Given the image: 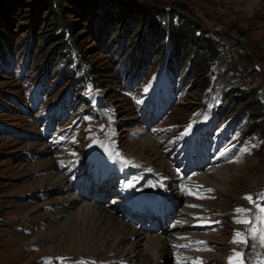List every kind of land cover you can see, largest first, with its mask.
<instances>
[{
  "label": "rangeland",
  "instance_id": "obj_1",
  "mask_svg": "<svg viewBox=\"0 0 264 264\" xmlns=\"http://www.w3.org/2000/svg\"><path fill=\"white\" fill-rule=\"evenodd\" d=\"M46 1L0 0V264L48 262L44 259L47 247L44 251L43 245L25 246V238L33 235L41 239L46 233L48 219L42 210L44 204H40L58 199L56 190L61 183L75 187L79 170L86 172L88 155L95 150L113 147L124 165L134 167L124 177L112 169L100 173L105 187L97 189L99 174L90 193L82 191L86 200L103 197L106 203L123 201L125 206L127 182L136 188L148 183L160 188L138 160L142 151L137 141L143 139H149L154 148H143V152L147 150L143 161L155 165L156 170L160 167L167 179L165 188L177 194L170 201V224L173 220L179 223L175 215L191 208L195 217L212 224L192 228L204 236L201 241L193 237L196 233L175 238L179 240L178 254L168 256L165 264H174L181 256L189 264H229L235 250L239 254L236 264H264V253L257 245L264 233V214L259 210L264 208V0H105V8L98 14L97 8L90 19L84 17L78 0H56L63 9V21L71 26L69 30L50 23ZM129 6H142L151 12L150 27L161 28L163 47L151 32V38L145 35L148 12L141 19L139 14L128 19L119 16L121 9ZM143 19V28L133 35ZM190 29L209 41L216 51L214 57L200 61L206 48L193 41ZM62 30L64 42L59 40ZM174 36L181 38L175 43ZM175 44L182 51L169 66ZM251 96L261 109L246 102ZM160 107L166 110L165 115ZM207 113V122L203 121L207 125L193 133L191 124L199 123ZM108 118L113 119L112 126ZM141 130L145 134H140ZM149 135L156 139V149ZM106 139H114L116 148ZM46 148L66 178L61 177V183L44 194L36 179L42 173L38 176L31 166L50 159L34 161L39 151L48 153ZM199 152L205 160L189 172ZM165 164L168 168L164 170ZM173 172L177 178H172ZM194 173L209 180L203 182V189H191ZM229 184L234 191L226 192ZM146 189L157 191L151 184ZM190 194L200 195L195 197L196 203ZM237 209L243 211L238 213ZM116 213L119 216L120 211ZM236 213L250 223L237 226ZM192 217L187 215L188 220L180 223L188 227ZM147 220L141 222L144 227L149 226ZM252 230L256 231L255 241ZM237 232L244 242H233ZM11 234L20 238L15 242ZM65 235L64 240H55L54 249L70 256L63 257V262L67 258L72 259L66 264L100 262L89 255L75 258L72 234ZM106 248L111 250V244ZM144 250L146 258L154 255L152 245ZM194 253L200 254V261L191 257Z\"/></svg>",
  "mask_w": 264,
  "mask_h": 264
},
{
  "label": "bare ground",
  "instance_id": "obj_2",
  "mask_svg": "<svg viewBox=\"0 0 264 264\" xmlns=\"http://www.w3.org/2000/svg\"><path fill=\"white\" fill-rule=\"evenodd\" d=\"M251 13H253V14L256 13V10H254L253 4L251 5ZM207 114H208L207 117L204 116L202 119H200L199 123L191 124V126L189 128L196 129L197 127H203V126L207 125V123L203 124L204 120H205V122H207V118L209 116V113H207ZM108 121H109L110 125L112 126L113 125L112 124L113 119L108 118ZM140 134H145L144 130H141ZM147 137H149L154 142L155 149H156V144H155L156 139L152 138L153 136L151 137L150 135ZM134 139L136 140V136H134ZM106 140H110L112 146L115 147L116 142L114 139L113 140L112 139H106ZM102 142H104V141H102ZM102 142L100 144H102ZM137 146L142 152H143L144 147H147L149 149V151L154 150L153 145L149 139H145V140L143 139V140L137 141ZM98 147H99V145H98ZM46 151L48 152L47 154L41 153L39 151L37 154L39 157L36 158L34 161L36 162L38 159H42L44 157H49L50 159H44L41 161H37L36 163H34L31 166L33 168V170L35 171V173L38 174V176H39V173L40 174L42 173V176H39L36 179L39 178L38 188L41 189L40 192H43L44 194L47 190H50V188L56 187V185L60 182V180L62 178L64 180L66 178L65 175L63 174L64 172L59 171L56 168V166H54L53 158H52V152L48 151L47 148H46ZM142 152H140L139 155H137L138 160L140 162H143V164H145V166H147L149 168V171L155 170L154 172L159 176V178L161 180L165 181L166 176H165V174H163L160 171V167H157L158 170H156L155 165H150L147 162L143 161L145 159L147 150L144 151L143 153ZM60 164H61V162H60ZM129 165H130V163H129ZM166 167H167V164L163 165L164 170ZM153 168H154V170H152ZM123 171H124V169H123ZM214 171H216V170H214ZM194 174H196V173H194ZM215 175H216V178H218V176H217L218 174H215ZM177 177H178V174L176 172L173 174L172 178H177ZM77 179H79V178H77ZM183 179L184 178L182 177V180ZM218 179H220V177ZM190 181L192 182V184H189V185L192 187L191 189H193V190H199L201 188L203 189V187H202L203 182H205V181L209 182V180H207L206 177L201 176L199 174L192 176L190 178ZM123 182H121V183H123ZM185 184L186 183H184L183 185H185ZM116 186H117V183H116ZM230 186L231 185L229 184L226 192L233 190V189H230ZM151 187H153L157 191L154 192V191H152L153 189H151V191L149 189H146L143 192H141V194L139 196H137L136 194L132 196V192L129 188L128 194L125 197L127 199L128 208H134V207L142 208L144 219H149V222L153 221V223L154 222L158 223L159 222L158 218L161 219L164 217L166 209H165L163 203L160 202V200H155L156 199L155 194H157L159 197H162L163 199H167V198L170 199L171 196L167 192L160 193L161 191L159 189L155 188L154 185H151ZM59 188L56 190L59 192L58 197H56L58 199H56L53 202H49L51 199L45 200L43 202L41 201L42 203L40 204V205L44 204L42 206L43 207L42 210L44 212L45 219L46 218L48 219V223L46 226V233L41 237V239L36 238L33 235H31L30 238H25V240H26L25 246H35L38 244L43 245L44 251L46 249L45 247H47V252L44 254V256H45L44 259H47L48 262H53L54 264L55 263L66 264L68 260L72 259V258L71 259L67 258L68 260L66 259V261L63 262L62 261L63 257H65V256L70 257V256L64 255L62 251L60 252L59 250L58 251L54 250L56 247V244H57V243H55V240L56 239L64 240L66 238L65 234H68V233L72 234L70 237L71 242H72L71 253L74 254L75 258L84 257L86 255L87 256L89 255V257H91L92 259H95V261H97V263H98V261H100L98 264H141L142 261L143 262L146 261V264H165V262L168 261L167 260L168 256L171 257L172 254H175V255L178 254V252H176L173 248V246L177 242H179V240H175V238L177 239L178 236H180V235L182 236L183 234H195L196 233L195 231H189L186 228V226H187L186 224L180 223V222L188 220L187 215H191V216H192V214L194 215V218L192 217L193 220L192 221L189 220V221H191V222H189L190 223L189 225L209 224L208 222H205L204 220H202V218L195 217L196 215L193 212L194 208H191V209L189 208L190 209L189 211L187 209H182L183 213H181L180 215L176 214L174 217V219L178 220L179 223L175 224V222H177V221L173 220L174 223L172 225L169 222L166 229H163L162 232L160 234H158V230H155L153 228L155 225L152 226V230H149V226L144 227L143 223H138L136 220L129 221L128 218L125 219L124 217H121L120 215L118 216V214L116 212H118V211L121 212L119 207H116L112 211V210L108 209V207H106L105 205H102L101 201L100 202H97V201L92 202V201H88V200L84 199L83 197L75 196L74 193H71L72 188H70L68 185L65 186L64 184L61 183ZM50 191H52V190H50ZM40 192H38V193H40ZM196 194H195V196L191 195V194L190 195L194 196V198L198 197V196L200 197V195L196 196ZM64 195H66L68 197L66 199L60 198ZM176 195L177 194H175V196ZM85 196H86V194H85ZM53 198H55V197H53ZM198 198L194 199L195 203L198 201ZM84 201H86V202H84ZM194 201H193V203H194ZM189 202H191V201H189ZM85 203H89V204H85ZM124 204L125 203H123V206H124ZM189 205H191V204H189ZM45 206H49L50 210L44 209ZM156 219H157V221H155ZM239 220H244V219L242 218V216L240 214L236 213V217H235L234 221H235V224L237 226H239V224H241V223L237 222ZM237 228H239V227H237ZM199 229H201V228H199ZM30 234H31V232H29L27 235H30ZM11 236L12 237L10 239L15 241V242L20 238V236L17 234H11ZM193 237L196 239H199L201 241L202 240L201 238H203L204 236L202 234L196 233ZM183 238H185V237H183ZM252 238L255 241V237L252 236ZM187 239H189V238H187ZM260 239H261V236L259 238V243L257 245L260 246L259 247L260 252H261V254H263L264 253V243H263L264 240L261 239V241H260ZM184 240H183V242H184ZM261 242L263 244L262 247H261ZM64 243L65 242H62L61 245H63ZM107 243L111 244V247H112L111 250L106 248ZM147 245H152L154 247V250H155L154 255L149 257V258H146V256H145L146 252L144 250L145 246H147ZM15 247H18V246H15ZM113 252L121 253L122 257H117L116 254H114ZM235 252H236V250L234 251L233 255H235V257H237V256L239 257V254L235 253ZM191 257H193L194 259L197 258L199 261L201 259L200 254H198V253L192 254ZM47 263L44 262V264H47ZM174 264H175V262H174ZM179 264H189V262H186L185 260H183V261L181 260V263H179Z\"/></svg>",
  "mask_w": 264,
  "mask_h": 264
},
{
  "label": "trees",
  "instance_id": "obj_3",
  "mask_svg": "<svg viewBox=\"0 0 264 264\" xmlns=\"http://www.w3.org/2000/svg\"><path fill=\"white\" fill-rule=\"evenodd\" d=\"M71 1V0H70ZM78 2H79V6L82 8V11H83V15H84V17L85 18H87V19H90V17H91V15H92V13H96V9L97 8H99L100 7V9L97 11V14L98 13H101V10L102 9H104L105 8V6L104 5H106V4H108L107 3V1H105V0H100V2H98L97 0H78ZM46 6H48V12H49V17H50V23L52 24V25H61V26H65V28H66V30H69V29H71L70 27V24L69 23H66L65 21H63L64 20V17H63V9L60 7V5L56 2V0H47L46 1ZM97 4H100L99 6H97ZM102 8V9H101ZM146 12H148V18L146 17L145 18V21H144V19L143 20H141V21H138V26L136 27V29H135V31H134V33H133V35L134 34H137V32H138V30L139 29H142L143 27H142V21H144L145 22V24H147V27H146V34L145 35H147V37H149V33L152 35V36H154L155 38L156 37H158L157 39L160 41L159 42V46H162L163 44V40L161 39L162 38V31H161V28H157V26H154L153 25V23H152V25L154 26L153 28H151L150 27V23H151V21L149 20L150 19V17H151V12L150 11H148V9H145L144 7H139V6H136V7H134V8H130V6L129 7H124L123 9H121V14L119 15V16H123V17H126V19H128L127 17L129 16H134V15H136V14H139L140 16L139 17H137L138 19H141V15H145V13ZM96 14V15H97ZM155 15L158 17L159 15H160V13L159 12H156L155 13ZM98 18V17H97ZM124 19V18H123ZM192 27H194V26H192ZM151 30V31H150ZM173 33H174V31L173 30H171ZM189 35H191L192 34V38H193V41H196V42H198V44H201V46L203 47V48H206V51H205V53H203V55H202V53H201V59H200V61L202 62V60L203 61H205L208 57H214V55L216 54V51H215V49H214V47H212V46H210L209 45V41L207 40V39H203L202 38V33L199 35V36H195V33H193V31L190 29L189 31ZM169 33H170V31H169ZM114 34L115 35H117L118 34V30H116L115 29V31H114ZM179 34V33H178ZM194 34V35H193ZM169 35V34H168ZM64 36H65V33H64V31L62 30L61 32H60V35H59V40L61 41V42H64ZM149 38H151V37H149ZM174 39H173V41L175 42L176 41V39L177 40H180V38H181V36H179V38H176V36H174L173 37ZM178 42V41H177ZM176 43V42H175ZM179 43V42H178ZM180 44V43H179ZM198 44H197V46L195 47V48H198L199 46H198ZM65 46V43L63 44V46L62 47H64ZM163 47V46H162ZM179 50H181L182 51V48L179 46V45H176L175 44V46L173 45V51H172V53H171V57H170V59H169V61H168V63H169V66H171V64H173V62L177 59V58H179L178 57V55H179ZM197 50H195V52H196ZM195 52L193 53V55L195 54ZM198 54H200V52L198 53ZM192 55V56H193ZM194 56H196V54L194 55ZM242 95V93L240 94V96ZM244 95H246V94H244ZM243 98V97H242ZM246 102L247 103H250V105H252V106H254L255 108H258V109H261V105L258 103V101L256 100V99H254L252 96L250 97V99H247L246 100Z\"/></svg>",
  "mask_w": 264,
  "mask_h": 264
},
{
  "label": "snow or ice",
  "instance_id": "obj_4",
  "mask_svg": "<svg viewBox=\"0 0 264 264\" xmlns=\"http://www.w3.org/2000/svg\"><path fill=\"white\" fill-rule=\"evenodd\" d=\"M245 199L251 200V197H247V196H246ZM259 210H260V212H261L262 214H264V208H260ZM242 211H243V210H241V209H237V212H238V213H241ZM237 222H238V223H245V224L250 223V221H248V220H239V221H237ZM261 222L264 223V220H262ZM252 235H253V236L256 235V231H255V230H252ZM261 239L264 240V233L261 234ZM233 242H235V243H241V242H244V240L242 239L241 234H240L239 232L236 233V240H234ZM238 259H239L238 256L235 257L234 259H232V260L229 261V264H236V261H237Z\"/></svg>",
  "mask_w": 264,
  "mask_h": 264
}]
</instances>
